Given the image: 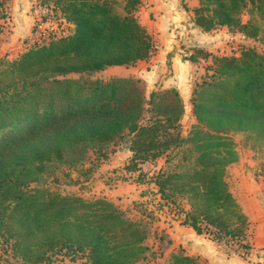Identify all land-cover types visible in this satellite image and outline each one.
Segmentation results:
<instances>
[{"label": "trees", "instance_id": "16d2710c", "mask_svg": "<svg viewBox=\"0 0 264 264\" xmlns=\"http://www.w3.org/2000/svg\"><path fill=\"white\" fill-rule=\"evenodd\" d=\"M45 1L73 25L72 32L32 44L3 60L0 69V257L10 253L21 264H53L50 255L63 253L71 261L81 255L83 264H136L147 249L146 222L103 198L87 200L45 188L25 191L49 164L72 165L90 149L105 160L103 148L124 139L131 152L125 171L136 174L137 184H153L181 223L199 234L215 230L216 237L239 238L241 246H249L244 241L247 217L226 182V166L237 154L224 136L245 131L264 136V57L242 46L232 55L211 56L212 80L193 90L196 125L185 139V106L176 89L154 90L147 98L140 79L67 77L151 56L154 42L135 15L141 0L40 4ZM7 4L0 0V20L8 14ZM193 12L204 32L224 26L256 38L260 29L254 20L264 21V0H199ZM244 12L250 16L246 21ZM207 56L198 49L185 59ZM185 143L184 170L144 171L145 164L155 166ZM182 262L196 264L191 258L176 264Z\"/></svg>", "mask_w": 264, "mask_h": 264}, {"label": "crops", "instance_id": "0c3cea01", "mask_svg": "<svg viewBox=\"0 0 264 264\" xmlns=\"http://www.w3.org/2000/svg\"><path fill=\"white\" fill-rule=\"evenodd\" d=\"M139 4L135 15L154 42V52L148 59L139 60L133 65L110 67H124L121 68L124 72L122 77L140 79L145 85L147 98L154 90L176 89L184 106H190L195 84L200 82L201 75L211 72L213 65L211 56L232 55L234 52L232 50L237 48V42L244 40L245 37L241 33L229 31L224 26L209 32L202 31L194 22L193 12L199 5V0H141ZM34 5L35 0H12L11 14L21 19L30 15L35 17L39 6L35 9ZM32 26L33 24L31 31ZM25 27L23 26V29ZM31 31L30 28L25 30L29 35ZM19 39L21 40L17 44L12 42L3 44L0 50L15 49L14 58H16L24 50L21 49L23 38ZM10 47L14 48L10 49ZM198 49L207 52L209 56L197 57L195 62L185 59ZM230 49L232 52H229ZM193 120L196 121L194 116ZM115 154L120 156L122 153L117 151ZM236 154V161L226 166V182L235 201L247 217L248 226L244 241L253 249L254 253L250 259L228 254L222 245L206 234H199L189 225L181 223V219L176 217L173 211H169L164 216L160 215L153 223L149 222L147 214H140L139 220L147 223L149 234L144 241L147 249L136 264H176L177 259L182 258H191L196 264H256L257 258L264 253V185L258 175L260 167L257 158L246 152H236ZM122 156L125 159V166L131 152L126 149ZM145 166L151 167L153 171L160 169L159 166L155 170L157 162L155 166L145 164L144 171H146ZM153 171L151 170L149 175ZM130 175L136 176L135 173ZM131 185L137 190L129 197L119 200L118 196L121 192L119 189H114L109 190V194L101 198L115 206L125 201L137 204V200L143 195L145 185L135 182ZM79 196L83 197V195ZM155 196L158 194L156 193ZM158 199L160 200V196ZM182 202V207L188 209L186 200ZM0 264H6L1 257Z\"/></svg>", "mask_w": 264, "mask_h": 264}, {"label": "rangeland", "instance_id": "374dc122", "mask_svg": "<svg viewBox=\"0 0 264 264\" xmlns=\"http://www.w3.org/2000/svg\"><path fill=\"white\" fill-rule=\"evenodd\" d=\"M11 1L8 0V14L5 19L0 20V48L1 46L7 45L10 42L13 44H17L19 42V38L22 39V50L28 48L32 44H34V39L31 36V25L36 22L38 15L35 17L28 16L25 19L16 18L11 14ZM121 1V0H118ZM45 3L50 4L51 2L45 1ZM119 3V2H118ZM40 2L35 0V9L38 8ZM118 9L121 10L122 4L119 3L117 5ZM31 10V9H30ZM31 14V13H30ZM249 14L244 12L242 14V20L246 21L249 19ZM260 29V34L256 38H244L242 41L237 42L238 47L249 48L250 50H254L255 54L259 57H264V21L256 18L254 20ZM23 26H26L23 29ZM59 30H62L61 25L58 26ZM27 28H30V35L25 32ZM33 30V26H32ZM14 48V47H10ZM9 49V50H10ZM23 50V51H24ZM235 50H232L235 52ZM22 51V52H23ZM231 49L229 52H232ZM15 49L12 51H1L0 50V69L3 68V60H11L14 58ZM10 56V57H9ZM13 56V57H12ZM203 58V57H199ZM209 66V65H207ZM124 67H110L106 68L103 71L93 72V73H83V74H71L68 75V78L85 80H100V81H110L114 78H124L122 75L124 72L121 70ZM208 69V68H207ZM211 71V70H210ZM111 72V73H110ZM110 73V74H109ZM212 72H206L201 75L200 82L195 84L194 90L197 85L202 83L203 81H211ZM213 74V73H212ZM192 102V100H191ZM190 102V106L185 107L184 116L182 118V136L185 139H189L191 136V131L193 127L196 125V121L193 120L194 113L193 105ZM231 140L234 144L235 152H246L253 155L259 161V171L258 175L261 179L264 176V136L262 134L253 132V131H245V132H229L225 136ZM128 149V142L126 139L118 141L116 145H109L108 147L103 148V152L108 154V157L104 160L101 157L102 153H97L94 150L90 149L84 151L80 157H76L75 161H65V162H54L49 164L45 171L40 175L38 181L30 184L25 188V191H31L34 188H45L51 191L60 193L62 195H83V197L87 200H94L97 197H106L109 194V190L119 189L121 195H119V200L125 197H129V195L134 194L137 188L133 187L131 183H134L135 175H130L124 169L125 159L122 154L123 151ZM188 144L185 143L181 148H177L167 155L163 156L161 159L157 161V166L155 170H157L160 166L164 171H182L187 165L182 161L183 154L187 152ZM117 151L122 154L119 156L115 154ZM146 172H151L153 169L149 166H145ZM136 183V182H135ZM137 184V183H136ZM145 187H143V195L139 197L136 203H121L117 207L121 210H125L126 216L138 220L140 214H147V218L149 222L153 223L157 218L164 216L165 213L170 211V208L165 205L162 201L158 199L156 195V187L152 184L144 183ZM147 196V197H146ZM122 202V201H121ZM185 204V203H184ZM181 205L183 202L181 201ZM180 205V206H181ZM147 220V221H148ZM81 254V253H80ZM63 253L59 254V257H55L54 255H50L51 261L53 264H83L81 255H76L74 261H71V257H62ZM3 260H7L11 264H21L19 259L13 257L12 254L7 253V255H1Z\"/></svg>", "mask_w": 264, "mask_h": 264}, {"label": "built area", "instance_id": "2783aa9c", "mask_svg": "<svg viewBox=\"0 0 264 264\" xmlns=\"http://www.w3.org/2000/svg\"><path fill=\"white\" fill-rule=\"evenodd\" d=\"M38 6V18L33 24L31 34L34 39V43H46L53 38L65 36L66 34H70L72 32L73 25L61 15L58 8L52 4H40ZM60 25L61 27L63 26L61 31L58 27ZM262 182L264 185V176ZM174 215L176 214L174 213ZM206 235L219 245H222L230 255H237L249 260L254 253L251 246H241V240L239 238L216 237L215 230L209 231ZM214 237L216 238L213 239ZM256 264H264V253L257 258Z\"/></svg>", "mask_w": 264, "mask_h": 264}]
</instances>
